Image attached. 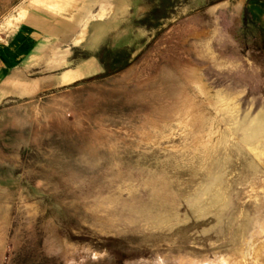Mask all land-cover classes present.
Segmentation results:
<instances>
[{
	"label": "rangeland",
	"instance_id": "374dc122",
	"mask_svg": "<svg viewBox=\"0 0 264 264\" xmlns=\"http://www.w3.org/2000/svg\"><path fill=\"white\" fill-rule=\"evenodd\" d=\"M175 4L155 27V0L24 7L71 30L0 103V264H264V0ZM104 47L139 56L80 82Z\"/></svg>",
	"mask_w": 264,
	"mask_h": 264
},
{
	"label": "crops",
	"instance_id": "0c3cea01",
	"mask_svg": "<svg viewBox=\"0 0 264 264\" xmlns=\"http://www.w3.org/2000/svg\"><path fill=\"white\" fill-rule=\"evenodd\" d=\"M30 1L32 0H24L21 3V0H0V103L4 102L6 97L12 94V88L18 85L14 76L21 78L20 62L28 60L32 55L34 41L38 39L40 31L45 33L48 41L50 36L71 30V19L57 18L49 26L41 15L32 13L33 8L29 12L31 19L26 24L28 15L24 7ZM12 19L14 24L9 23Z\"/></svg>",
	"mask_w": 264,
	"mask_h": 264
},
{
	"label": "trees",
	"instance_id": "16d2710c",
	"mask_svg": "<svg viewBox=\"0 0 264 264\" xmlns=\"http://www.w3.org/2000/svg\"><path fill=\"white\" fill-rule=\"evenodd\" d=\"M177 1L180 0H176L175 2H173V0H155L154 7L151 9L150 13L144 19H142L141 22L143 24L149 25V27H155L156 23L153 22H157L158 24L159 21L167 20V18H170L175 12L173 10V6L176 5L175 3ZM105 53L108 55L109 53H111V51L107 50V48L104 47L100 52V59L106 62V70L103 73L89 76L86 79L81 80L80 82L102 79L103 77L119 73L121 70H124L125 68L129 67L133 63V61H135L136 58L139 56V54H137L135 57H131L132 50H130L129 48H122L119 51H116L114 54L116 57H118L116 60H124L125 63H122L119 66H115L116 64H113L115 62L112 63L104 58L103 55Z\"/></svg>",
	"mask_w": 264,
	"mask_h": 264
},
{
	"label": "bare ground",
	"instance_id": "6f19581e",
	"mask_svg": "<svg viewBox=\"0 0 264 264\" xmlns=\"http://www.w3.org/2000/svg\"><path fill=\"white\" fill-rule=\"evenodd\" d=\"M193 73H194V72H193ZM196 79L198 80V81H197V82H198V87H199L202 91L206 90L205 87H204V84L201 83L199 77H197ZM188 80H189V79H188ZM181 81L186 83L187 80H186V78H181ZM188 82H189V81H188ZM188 82H187V83H188ZM196 84H197V83H196ZM189 85H190L189 87L191 88V83H190ZM186 86H187V85H186ZM196 87H197V86H196ZM198 87H197V88H198ZM192 88H193V87H192ZM192 88H191V89H192ZM199 88H198V89H199ZM193 89H194V88H193ZM208 91H209V90H207V93H208ZM195 92H196V91H195ZM201 93H202V92H201ZM211 93H212V92H211ZM203 94H205V91H204ZM200 95H201V94H200ZM200 95H199V96H200ZM206 95H207V94H206ZM197 96H198V95H197ZM212 97H213V96H212ZM206 98H207V97H206ZM209 101H210V99H209ZM213 101H214V100H213ZM217 102H218V101H217ZM219 102H220V101H219ZM219 102H218V103H219ZM208 103H211V102H208ZM214 104H215V103L213 102V105H214ZM213 105H212V106H213ZM205 111H206V110H205ZM205 113H206V112H205ZM205 115H206V114H205ZM209 115H210V114H209ZM211 117H212V116H211ZM213 117H214V116H213ZM201 118L203 119V115H202ZM251 137H252V136H251ZM256 147H257V146H256ZM249 148H250V147H249ZM250 150H251V151H250ZM250 150H249V151L252 152V153H257V152H256V148H254V147H253V148L251 147ZM263 152H264V151H263ZM261 153H262V152H261ZM258 156H259V155H258ZM259 157L261 158L262 156H259ZM263 164H264V162H263Z\"/></svg>",
	"mask_w": 264,
	"mask_h": 264
}]
</instances>
